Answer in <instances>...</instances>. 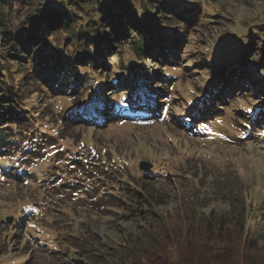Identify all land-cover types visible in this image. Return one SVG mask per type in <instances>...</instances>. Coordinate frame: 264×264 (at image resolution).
Returning a JSON list of instances; mask_svg holds the SVG:
<instances>
[{
	"label": "rangeland",
	"instance_id": "rangeland-1",
	"mask_svg": "<svg viewBox=\"0 0 264 264\" xmlns=\"http://www.w3.org/2000/svg\"><path fill=\"white\" fill-rule=\"evenodd\" d=\"M59 1L41 3L56 8ZM98 1L110 13L121 8L117 0ZM173 1H196L207 12L179 31L185 42L178 64L160 66L141 59L119 41L107 50L99 48L106 57L105 70L81 67L84 75L76 87H61L55 93L44 86V92L32 95L42 110L36 118L41 130H59L63 138L56 147L47 145L44 155L40 147L30 155L9 158L0 151L8 165L0 168V264H204L192 261L194 245L184 240L166 243L168 224L177 211L194 218V223L205 222L211 211L230 218L241 214L242 203L248 211L250 246L257 247L248 252L245 264H264V125L261 133H248L243 115L257 106L264 109V86L260 96L251 87L234 89L231 99L214 107L212 118L203 107L205 102L213 109L216 103L206 90L218 91V67L213 65L235 64V51L250 47L247 34L264 23V0H164L169 5ZM130 4L132 16H142L140 2ZM14 9L13 26L24 36L34 10L22 5ZM90 9L98 10V3ZM177 27L162 23L157 29ZM160 35L157 31L156 39L167 43L169 34ZM68 36H50L44 51L72 52V44L65 43ZM132 62L129 89L107 91L106 98L116 101L119 113L102 120L107 112L98 103L102 84L114 89L118 79L128 77L125 68ZM27 65L34 69L32 63ZM250 72L262 79L264 66ZM133 101L150 102L156 114L128 118L124 106L131 107ZM76 105L81 120H62ZM262 110L257 113L264 114ZM73 154L87 162L89 171L70 162ZM140 161L151 168H139ZM56 178L63 180L54 182ZM97 178L103 183L93 185L95 191H85L84 186ZM123 181L136 182L146 203L128 202L132 207H127L112 198L110 193L132 192Z\"/></svg>",
	"mask_w": 264,
	"mask_h": 264
},
{
	"label": "trees",
	"instance_id": "trees-1",
	"mask_svg": "<svg viewBox=\"0 0 264 264\" xmlns=\"http://www.w3.org/2000/svg\"><path fill=\"white\" fill-rule=\"evenodd\" d=\"M138 1L142 16L136 18L132 16L134 8L130 4L131 0H117L116 4L121 8L111 13L98 0H60L56 8L45 7L41 3L42 0H0V151H5L3 156L9 158L16 154L29 153L30 155L33 149L38 150L39 147L42 150L41 155H44L47 152L45 149L47 145L58 146V141L63 138L61 132L53 129L52 132L47 131L46 133L41 130L43 129L42 123L36 118L40 117L42 110L32 100V95L44 92V86L55 93L61 87H76L81 83L84 75L79 72L81 67L88 66L94 71L97 69L98 73L105 70L108 65L100 47H105L107 50L112 44L122 41V44L131 46V52L141 59L145 57L158 61L160 66L163 63H179L181 60L180 47L185 42L179 31L183 33L186 28L199 21L207 13L206 7L200 6L196 1H191L190 4L173 1L177 4L170 2V5L164 0ZM93 3H98V10L94 12L90 9ZM19 5L32 7L35 13L27 19V25L23 28L24 36L19 35L18 27L14 28L12 20L14 7ZM172 21L177 23L176 30L162 28L160 31L157 29L162 23L167 24L168 27L169 25L174 26L175 23L170 24ZM157 31L161 34L160 36L169 34L167 43L156 39ZM61 32L69 34L65 43L72 44L74 47L72 52L64 55L62 51L56 53L53 50L52 52L44 51L49 49L47 40L50 36ZM127 32L130 35L134 33V35L128 37ZM247 37L250 40V47L247 50L239 48L235 51V64L213 65L214 68L218 67L215 76L219 81L216 85L218 91L209 88L206 90L207 94L211 95L212 101L215 100L216 103L213 109H208L207 103L203 104L206 110H210L208 113L211 118L217 111L214 107L219 103H225L226 99H231L234 89L251 87L255 94L260 96L263 93L264 75L261 79L250 70L252 67L259 70V67L264 66V23L259 24L257 30L247 34ZM98 49L99 51L95 52ZM252 52H254L253 55H251ZM28 62L34 66L33 70L31 67L27 68ZM125 70L128 77L121 81L118 79V85L114 89L113 87L108 88L107 84H102L101 100L98 102L104 110H107L106 114L101 116L102 119L112 118L118 113L116 101L111 100V97L107 99L106 96L109 95L107 91L112 93L114 90L129 89L128 80L133 72L130 71L129 66ZM219 93L220 95H216ZM190 102L192 103L193 99ZM72 109L73 111L70 110L71 112L67 114L68 117L62 120L82 117L81 113L79 115L77 105ZM261 110L262 108L257 106L254 112L248 111L243 114L247 120L245 125L248 133L252 131L261 133L264 114L257 113ZM250 113L254 116L250 117ZM129 114L148 118L152 117L154 112L148 107L132 106L129 108ZM12 126H15L14 131L11 130ZM195 128L198 129V127ZM9 131L13 133L12 137L8 136ZM6 153L9 154L6 155ZM69 160L73 165L89 171V165L81 156L73 154ZM6 167L8 165L3 163V157L0 156V168ZM62 180L56 178L54 182H62ZM99 183H103L102 178L93 180L90 188L84 186V189L95 191L93 185L98 186ZM123 183L126 187H130L129 190L132 192L125 196L110 193L112 198L121 201L127 207H132L128 202L146 203L147 197L140 191L136 182L130 184L128 181H123ZM238 209H241V214H232L230 218L221 215L217 217L215 212L211 211L205 222L196 223L193 221L194 218L189 217L188 214L184 215L177 211L172 219L173 222L168 224L164 239L166 243L184 240L186 245H194L190 256L195 263L245 264L248 252L256 250L257 247L256 245L250 246L248 229H245V217L248 216L245 204L242 203ZM234 216H236L235 220ZM26 217L24 216L25 219ZM159 228L163 230L164 227L160 225ZM15 231L17 233V230Z\"/></svg>",
	"mask_w": 264,
	"mask_h": 264
},
{
	"label": "water",
	"instance_id": "water-1",
	"mask_svg": "<svg viewBox=\"0 0 264 264\" xmlns=\"http://www.w3.org/2000/svg\"><path fill=\"white\" fill-rule=\"evenodd\" d=\"M130 69L133 70L135 68V63H129ZM139 168L144 169V170H149L151 168V164L147 163V162H141L139 164Z\"/></svg>",
	"mask_w": 264,
	"mask_h": 264
},
{
	"label": "snow or ice",
	"instance_id": "snow-or-ice-1",
	"mask_svg": "<svg viewBox=\"0 0 264 264\" xmlns=\"http://www.w3.org/2000/svg\"><path fill=\"white\" fill-rule=\"evenodd\" d=\"M251 110V109H250Z\"/></svg>",
	"mask_w": 264,
	"mask_h": 264
}]
</instances>
